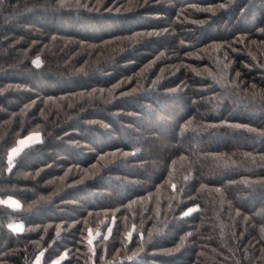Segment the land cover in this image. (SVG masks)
I'll use <instances>...</instances> for the list:
<instances>
[{
    "label": "trees",
    "instance_id": "obj_1",
    "mask_svg": "<svg viewBox=\"0 0 264 264\" xmlns=\"http://www.w3.org/2000/svg\"><path fill=\"white\" fill-rule=\"evenodd\" d=\"M64 3L0 6V264H264V0Z\"/></svg>",
    "mask_w": 264,
    "mask_h": 264
},
{
    "label": "rangeland",
    "instance_id": "obj_2",
    "mask_svg": "<svg viewBox=\"0 0 264 264\" xmlns=\"http://www.w3.org/2000/svg\"><path fill=\"white\" fill-rule=\"evenodd\" d=\"M40 140H41V136H40V134L39 133H33V134H30V135H28V136H26V137H24V138H21L19 141H18V143H17V148L15 147V149L16 150H18V149H20L21 151H23V149L25 148V147H28V146H31V145H33V144H36V143H38V142H40ZM24 147V148H23ZM20 151V152H21ZM13 153H15V152H12V155H10V159L12 158V156L14 155ZM5 200H14V201H16V202H18L19 204H20V202L17 200V199H15V198H13V197H7V198H5V199H3V198H0V202H3V203H5ZM11 224H14V225H22V226H24V224L22 223V222H12ZM10 224V225H11ZM60 259H57L53 264H59L60 263ZM41 263V255L39 256V258H38V260L35 262V264H40Z\"/></svg>",
    "mask_w": 264,
    "mask_h": 264
},
{
    "label": "snow or ice",
    "instance_id": "obj_3",
    "mask_svg": "<svg viewBox=\"0 0 264 264\" xmlns=\"http://www.w3.org/2000/svg\"><path fill=\"white\" fill-rule=\"evenodd\" d=\"M98 4H99V0H97ZM145 3H147V0H145ZM4 4V0H0V6H3ZM61 4L62 6H68L67 4L64 3V0H61ZM75 7H83V8H88L89 5L88 4H82L80 3V0H76V4L74 5ZM225 5H221V7H224ZM96 10H98V7L96 8ZM208 11H211V9H208ZM139 36H153L155 35V33H140L138 34ZM33 64L35 65L36 68H40L41 67V64H42V61L37 57L36 60L33 61ZM155 83V82H153ZM2 91V90H0ZM13 151H15V149H13ZM91 240H89V243L91 244Z\"/></svg>",
    "mask_w": 264,
    "mask_h": 264
},
{
    "label": "crops",
    "instance_id": "obj_4",
    "mask_svg": "<svg viewBox=\"0 0 264 264\" xmlns=\"http://www.w3.org/2000/svg\"><path fill=\"white\" fill-rule=\"evenodd\" d=\"M16 148H17V146H16ZM13 149H15V148H13ZM13 149L11 150L10 155H12V152H15V153H13L14 155L12 156L11 159H14L21 151L20 149H18V150L15 149V151H13ZM5 204H7V205H9V206H11L13 208H20V206H21V204H19L18 202L14 201V200H8V201L5 200ZM10 227L14 231H17V232H21L24 229V226L18 225V224L17 225L11 224ZM38 258L35 260V262L38 260ZM35 262H34V264H35Z\"/></svg>",
    "mask_w": 264,
    "mask_h": 264
}]
</instances>
